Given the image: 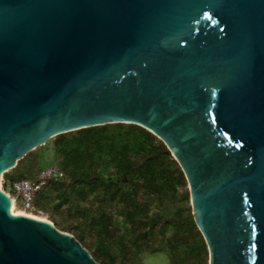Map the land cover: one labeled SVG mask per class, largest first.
<instances>
[{"label":"water","instance_id":"water-1","mask_svg":"<svg viewBox=\"0 0 264 264\" xmlns=\"http://www.w3.org/2000/svg\"><path fill=\"white\" fill-rule=\"evenodd\" d=\"M108 124L173 154L208 264H264V0H0V264H97L1 178Z\"/></svg>","mask_w":264,"mask_h":264},{"label":"trees","instance_id":"trees-1","mask_svg":"<svg viewBox=\"0 0 264 264\" xmlns=\"http://www.w3.org/2000/svg\"><path fill=\"white\" fill-rule=\"evenodd\" d=\"M49 166L64 178L33 195L29 216L72 235L97 264H144V256L161 254L167 264L209 263L184 172L149 131L108 124L58 135L4 173L1 187L35 184Z\"/></svg>","mask_w":264,"mask_h":264},{"label":"built area","instance_id":"built-area-1","mask_svg":"<svg viewBox=\"0 0 264 264\" xmlns=\"http://www.w3.org/2000/svg\"><path fill=\"white\" fill-rule=\"evenodd\" d=\"M64 178L62 172H60L56 167L49 166L38 176L35 184L29 181H23L19 183L10 184L7 183L4 190L1 187V190L6 195L12 193L14 198L12 202L15 206V203L21 207V213L25 211L29 213H35L36 209L33 205V195L39 191L48 181H59ZM2 184V178H1ZM40 216H43L42 212H38ZM46 220V219H44ZM47 221V220H46Z\"/></svg>","mask_w":264,"mask_h":264},{"label":"rangeland","instance_id":"rangeland-1","mask_svg":"<svg viewBox=\"0 0 264 264\" xmlns=\"http://www.w3.org/2000/svg\"><path fill=\"white\" fill-rule=\"evenodd\" d=\"M21 213V212H20ZM24 214H31L27 211ZM46 219V218H45ZM144 264H167V258L164 255H157V256H144L143 257Z\"/></svg>","mask_w":264,"mask_h":264},{"label":"bare ground","instance_id":"bare-ground-1","mask_svg":"<svg viewBox=\"0 0 264 264\" xmlns=\"http://www.w3.org/2000/svg\"><path fill=\"white\" fill-rule=\"evenodd\" d=\"M14 207H15L14 204H12V209H13V210H14ZM23 214H24V213H23Z\"/></svg>","mask_w":264,"mask_h":264}]
</instances>
